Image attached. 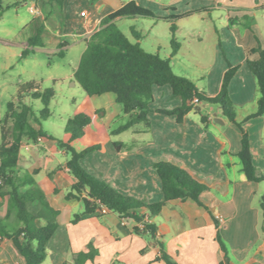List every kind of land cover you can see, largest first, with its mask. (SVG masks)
I'll return each instance as SVG.
<instances>
[{
  "label": "crops",
  "instance_id": "crops-1",
  "mask_svg": "<svg viewBox=\"0 0 264 264\" xmlns=\"http://www.w3.org/2000/svg\"><path fill=\"white\" fill-rule=\"evenodd\" d=\"M3 2L5 6L17 3L11 8L16 10L28 5L32 16L20 25L19 36L14 37L17 41L15 45L24 50L28 40L36 35L39 28H43L44 48L36 49V52L45 50L55 54L59 46L65 44L64 58L70 52L78 55L71 74L48 79L52 84L56 81L55 96L56 90L74 96L76 90L82 89L74 74L87 48V40L100 28L105 17L126 4L135 2L164 19L193 13L174 23L177 27L174 39L179 44L176 55H173L171 46V21L136 18L120 19L116 24L119 28L120 24L127 23L124 35L129 40L139 43L148 53L168 59L176 75L191 80L199 91L211 97L221 92L230 67L237 68L229 84V97L236 121L243 123L249 135L257 173L264 176V116L246 120L256 113L260 97L258 81L247 63L259 59V54L252 52L259 42L264 46V0ZM31 9L34 11L31 12ZM6 13L0 22L5 19ZM16 17H20L19 11ZM261 21L263 26L259 23ZM248 23L251 28L246 27ZM0 32H5L0 33V43L12 44L4 39L10 30L0 26ZM21 55L15 63L1 60V72L5 74L16 69L15 64H20L22 60ZM19 71L17 79L0 86L9 89L13 99L20 84L44 82L34 72L29 79H22ZM73 100L77 104L87 102L90 110L101 112L98 127L92 128L89 133V137L94 138L92 143L98 144L110 138L104 152L89 154L81 165L86 172L117 192L146 204L161 202L162 184L155 164L162 161L187 168L210 187L200 196L204 207L190 199L185 202L175 200L167 203L158 217L145 216L144 220L156 227L157 239L165 243L173 260L178 264H218L224 258L218 241L220 234L231 258L227 264H264V217L261 209L264 182L247 180L237 156L241 150L242 130L223 115L219 106L195 105L196 110L187 114L179 124L175 116L159 113L158 110H174L181 106V100L173 97L170 87H155L154 103L149 113L150 127L142 123L112 135L128 120L114 94L88 99L84 92L81 99ZM73 116L74 109L67 119H63L58 133H47L40 126L36 127L56 140L67 141L69 135L65 133V126ZM203 117L206 122L202 121ZM90 142L89 139L79 140L73 147L80 152ZM116 144L120 145V149ZM68 159L69 156L58 149L56 141L49 138L25 141L20 152V172L37 173L35 179L41 191L51 198L52 207L59 212L58 228L48 243V255L43 264H76L75 256L91 250L97 253L96 257L93 262L85 264H166L158 260L160 252L159 248L151 245L152 235L135 232L139 223L134 220H123L115 213L102 215L96 211L73 224L75 216L84 212V205L76 199L66 198L76 182L67 168ZM2 203L0 210H5L7 202ZM0 264L26 263L14 244L4 239L0 240Z\"/></svg>",
  "mask_w": 264,
  "mask_h": 264
},
{
  "label": "trees",
  "instance_id": "trees-1",
  "mask_svg": "<svg viewBox=\"0 0 264 264\" xmlns=\"http://www.w3.org/2000/svg\"><path fill=\"white\" fill-rule=\"evenodd\" d=\"M60 1V0H57ZM96 1V0H91ZM5 6L0 0V20L4 14L14 6ZM193 13L171 16L169 19L157 17L151 10L135 2H130L121 9L105 17L100 28L87 40V48L83 53L78 69L74 74L75 81L87 94L88 99L112 93L116 101L123 107L128 116L125 124L112 132L118 135L128 131L139 124L150 127L149 113L154 103L155 87H170L174 98L181 100V106L174 110H158L159 113L175 116L180 124L190 112L196 110L193 101L197 98L204 104L219 106L223 115L242 130L241 150L237 154L242 163L243 173L249 182H264V176L257 173L253 163L249 135L243 128V123L236 121V113L229 97V84L237 68H231L226 73L221 92L216 97H211L201 92L195 84L184 77L176 75L168 59H163L158 54L146 52L139 43L129 40L118 28L116 21L120 19H151L168 20L173 24L171 32L173 39L171 46L173 55L179 50V44L174 39L176 21L188 17ZM247 20H250L248 17ZM251 28V24L246 25ZM44 29L39 28L36 35L27 42L21 59L25 60L35 54L36 49L44 48ZM135 37L136 34H134ZM65 44L58 48L57 56L65 57ZM259 54L257 61H248L249 70L256 77L260 90L258 108L256 113L246 120L264 116V46L252 50ZM42 81H31L19 85L17 96L8 103L7 111L1 120V145H0V209L2 201L7 202V213L0 217V240L11 241L23 257L26 264H43L48 255V243L55 234L59 212L50 201V197L41 191L32 174L20 172V152L25 141H37L40 138H49L57 143L59 150L64 151L69 159L67 168L76 182L71 187L66 198L76 199L83 203L84 212L76 215L73 224H77L86 215L95 213L101 206L111 213L119 215L123 220L143 222L145 216L158 217L170 201L193 200L203 206L200 201L201 194L210 190V187L198 179L190 170L168 162H158L155 169L161 180L163 200L156 204H146L133 197L125 196L104 181L89 174L84 170L81 161L93 152H104V146L109 137L94 144V138L89 137L92 128L98 127L97 122L101 112L92 111L87 102L77 104L72 101L74 116L65 126V133L69 140H56L48 136L40 126L42 121L51 118V105L55 97L53 82L52 88L43 89ZM34 101H40L43 108L38 113L33 108ZM206 122V118H202ZM89 139L91 144L82 151H77L73 144L76 141ZM120 149V145L116 144ZM204 207V206H203ZM261 209L264 217V195L261 199ZM141 235L151 234L152 246L159 248V261L166 264H178L168 254L165 243L157 239V229L154 225L146 223L144 229L135 228ZM218 241L224 258L218 264H227L230 254L221 235ZM96 252L82 253L75 256L76 264H85L94 261Z\"/></svg>",
  "mask_w": 264,
  "mask_h": 264
},
{
  "label": "rangeland",
  "instance_id": "rangeland-1",
  "mask_svg": "<svg viewBox=\"0 0 264 264\" xmlns=\"http://www.w3.org/2000/svg\"><path fill=\"white\" fill-rule=\"evenodd\" d=\"M12 2L13 0H6V2ZM19 11L20 17H16V12ZM32 12V9H31ZM32 16L29 12V7L21 6L19 9H11L6 13V17L0 22V26H5L10 32H6L4 39L7 42L11 41L12 44H2L0 43V61L5 60L6 62L11 61L13 63L20 60V55L23 50L19 45H15L17 41L14 37L19 36V30L22 24H25ZM261 26H263L262 21ZM127 23L119 25V29L123 33L126 31ZM5 33V32H0ZM10 33V34H9ZM12 33V34H11ZM27 47V46H26ZM41 49V48H40ZM57 52L49 53L47 51H38L31 55L30 58L21 60L20 64H15L16 69L7 71L5 74L1 72L0 69V86H3L6 81L17 79V71L20 70L22 79H29L30 75L36 73V76L43 79L42 88H52V82L48 81L49 78L64 77L73 72L75 63L78 61V55L76 53L70 52L67 54L66 58L61 59L57 56ZM67 88V83L64 84ZM54 88V87H53ZM75 91L74 96H69L67 92H60L56 90V96L51 105V118L47 121H42L40 127L47 133H58L61 131V125L63 124V119L68 118V114L73 112L72 100L81 99V95H84L83 89H78ZM13 100V96L10 95L9 89L0 88V118H3L7 111V105ZM36 113L42 110L43 106L40 101H34L32 104ZM8 207L5 210H0L1 214H6Z\"/></svg>",
  "mask_w": 264,
  "mask_h": 264
},
{
  "label": "built area",
  "instance_id": "built-area-1",
  "mask_svg": "<svg viewBox=\"0 0 264 264\" xmlns=\"http://www.w3.org/2000/svg\"><path fill=\"white\" fill-rule=\"evenodd\" d=\"M33 11L34 10H32V12ZM202 103L203 102H201L197 98L193 101V105H201ZM98 212L101 213L102 215L110 213V211L107 208L103 207V206H101V208L98 210ZM146 223H149V221L148 220H144L143 222H139V228L140 229H144L145 226H146Z\"/></svg>",
  "mask_w": 264,
  "mask_h": 264
}]
</instances>
